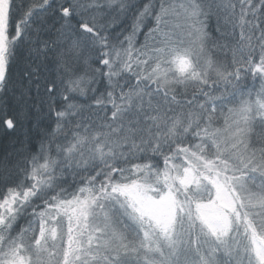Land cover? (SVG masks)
Here are the masks:
<instances>
[{
  "label": "snow or ice",
  "instance_id": "obj_1",
  "mask_svg": "<svg viewBox=\"0 0 264 264\" xmlns=\"http://www.w3.org/2000/svg\"><path fill=\"white\" fill-rule=\"evenodd\" d=\"M0 264H264V0H0Z\"/></svg>",
  "mask_w": 264,
  "mask_h": 264
}]
</instances>
